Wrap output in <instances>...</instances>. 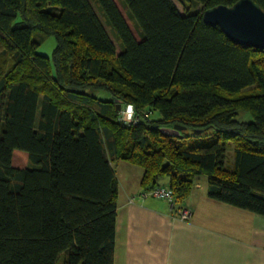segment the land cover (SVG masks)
I'll return each instance as SVG.
<instances>
[{
  "label": "trees",
  "instance_id": "trees-1",
  "mask_svg": "<svg viewBox=\"0 0 264 264\" xmlns=\"http://www.w3.org/2000/svg\"><path fill=\"white\" fill-rule=\"evenodd\" d=\"M177 1L0 0V264H114L121 161L175 211L206 176L210 198L264 216V49L204 21L238 0Z\"/></svg>",
  "mask_w": 264,
  "mask_h": 264
},
{
  "label": "crops",
  "instance_id": "crops-1",
  "mask_svg": "<svg viewBox=\"0 0 264 264\" xmlns=\"http://www.w3.org/2000/svg\"><path fill=\"white\" fill-rule=\"evenodd\" d=\"M117 173L114 264H264V216L210 198L199 183L182 219L167 200L142 196L141 167L121 161Z\"/></svg>",
  "mask_w": 264,
  "mask_h": 264
},
{
  "label": "water",
  "instance_id": "water-1",
  "mask_svg": "<svg viewBox=\"0 0 264 264\" xmlns=\"http://www.w3.org/2000/svg\"><path fill=\"white\" fill-rule=\"evenodd\" d=\"M207 24L218 25L237 43L264 49V9L254 0H238L234 5H218L204 11ZM182 126L165 127L167 134H179Z\"/></svg>",
  "mask_w": 264,
  "mask_h": 264
},
{
  "label": "rangeland",
  "instance_id": "rangeland-1",
  "mask_svg": "<svg viewBox=\"0 0 264 264\" xmlns=\"http://www.w3.org/2000/svg\"><path fill=\"white\" fill-rule=\"evenodd\" d=\"M116 1L118 2V4H121L120 0H116ZM175 1H176L177 5L179 6V8L181 10H183L181 4L177 0H175ZM121 9L125 13V11L123 10L122 7H121ZM56 43H57V41H56V38L54 36H48L46 38V40L39 46L38 52L41 53V54L49 56L51 58V60H53V51H54V48L56 47ZM256 91H259V88L256 87V86H252V87L245 88L244 90H242L239 93L233 94V96L242 95V94H251V93H254ZM97 95L101 96V97H109V94L105 93V92H98ZM160 117H161V114L158 111H154L153 112L152 118L158 119ZM238 119L243 120V121H251L252 120V116L249 113H247V112H241L238 115ZM212 137H214V134H212L209 137H190V138H187L186 140L181 141L180 144L184 148H190L191 146H193L195 144L206 143V142L210 141V139ZM229 150H231V149H229ZM13 156H14L13 157V164L15 166L26 167L30 163L29 162L28 152H26L24 150L16 149L14 151V155ZM165 181H168V177L167 176L162 177L159 180L160 184H164ZM198 182L203 186V188H206L207 185H208L206 176H202L198 180Z\"/></svg>",
  "mask_w": 264,
  "mask_h": 264
},
{
  "label": "built area",
  "instance_id": "built-area-1",
  "mask_svg": "<svg viewBox=\"0 0 264 264\" xmlns=\"http://www.w3.org/2000/svg\"><path fill=\"white\" fill-rule=\"evenodd\" d=\"M131 107V106H129ZM129 107H127L124 111H123V119L126 121H131L133 119L134 116V110L132 108V114L129 115L127 110L129 109ZM142 196L147 197V196H153V197H157V198H163L165 200H167L172 208H174L175 206V199H174V193L173 190L168 187V186H157L151 190L148 191H144L142 193ZM191 215L190 210H188L187 208H182L179 210V216L182 219H188Z\"/></svg>",
  "mask_w": 264,
  "mask_h": 264
},
{
  "label": "clouds",
  "instance_id": "clouds-1",
  "mask_svg": "<svg viewBox=\"0 0 264 264\" xmlns=\"http://www.w3.org/2000/svg\"><path fill=\"white\" fill-rule=\"evenodd\" d=\"M128 114L131 115L132 114V108L129 107V109L127 110Z\"/></svg>",
  "mask_w": 264,
  "mask_h": 264
}]
</instances>
